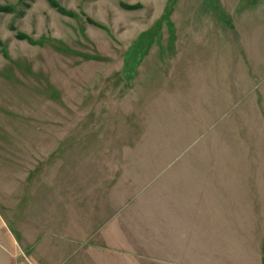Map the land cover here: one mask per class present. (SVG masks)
<instances>
[{
    "label": "rangeland",
    "instance_id": "rangeland-1",
    "mask_svg": "<svg viewBox=\"0 0 264 264\" xmlns=\"http://www.w3.org/2000/svg\"><path fill=\"white\" fill-rule=\"evenodd\" d=\"M0 264H264V0H0Z\"/></svg>",
    "mask_w": 264,
    "mask_h": 264
}]
</instances>
